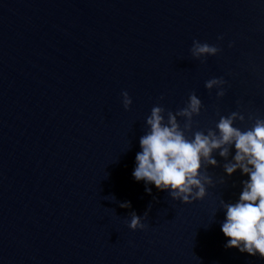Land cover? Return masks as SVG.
<instances>
[{
  "label": "water",
  "instance_id": "95a60500",
  "mask_svg": "<svg viewBox=\"0 0 264 264\" xmlns=\"http://www.w3.org/2000/svg\"><path fill=\"white\" fill-rule=\"evenodd\" d=\"M194 40L220 52L197 60ZM193 93V133L264 119V0H0V264H264L225 248L219 204L247 179L231 156L188 205L132 176L152 108Z\"/></svg>",
  "mask_w": 264,
  "mask_h": 264
},
{
  "label": "clouds",
  "instance_id": "9594fccd",
  "mask_svg": "<svg viewBox=\"0 0 264 264\" xmlns=\"http://www.w3.org/2000/svg\"><path fill=\"white\" fill-rule=\"evenodd\" d=\"M219 52L218 47L198 40L193 41L191 48V55L197 60ZM225 84L224 79L213 78L205 87L209 91L217 89L219 99L225 95ZM122 103L125 110L132 104L127 92L122 93ZM202 107L195 93L175 114L167 112L166 119L165 109L154 106L146 119L147 131L139 140L140 151L132 176L135 181L144 182L148 194L149 185H154L158 191L169 193L173 201L188 205L204 200L207 188L213 186L207 168L218 166L214 153L225 160L231 156V161L224 165L226 176L232 177L239 171L247 179L242 181V191L235 202L221 200L219 204L225 214L221 223L227 240L225 248L264 260V119L256 118L251 128L241 130L235 123L245 118L233 112L221 116L215 129L193 133V118L200 115ZM178 118L185 120L183 128ZM120 207L130 208L131 204L125 202ZM128 227L135 231L144 230L146 225L133 212Z\"/></svg>",
  "mask_w": 264,
  "mask_h": 264
}]
</instances>
